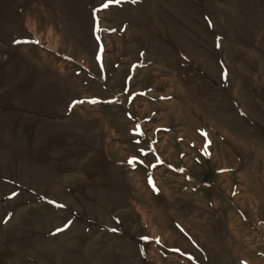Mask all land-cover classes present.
Returning <instances> with one entry per match:
<instances>
[{
  "label": "rangeland",
  "instance_id": "374dc122",
  "mask_svg": "<svg viewBox=\"0 0 264 264\" xmlns=\"http://www.w3.org/2000/svg\"><path fill=\"white\" fill-rule=\"evenodd\" d=\"M0 264H264V0H0Z\"/></svg>",
  "mask_w": 264,
  "mask_h": 264
},
{
  "label": "snow or ice",
  "instance_id": "6c2138e0",
  "mask_svg": "<svg viewBox=\"0 0 264 264\" xmlns=\"http://www.w3.org/2000/svg\"><path fill=\"white\" fill-rule=\"evenodd\" d=\"M134 159V158H133Z\"/></svg>",
  "mask_w": 264,
  "mask_h": 264
}]
</instances>
